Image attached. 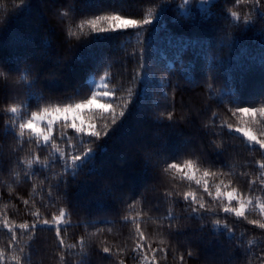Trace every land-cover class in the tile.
Here are the masks:
<instances>
[{
	"label": "snow or ice",
	"instance_id": "6c2138e0",
	"mask_svg": "<svg viewBox=\"0 0 264 264\" xmlns=\"http://www.w3.org/2000/svg\"><path fill=\"white\" fill-rule=\"evenodd\" d=\"M141 2L154 7L146 14H136L126 10L124 0H40L39 6H47L51 22L62 37L60 48L67 53L56 57L55 70H49L47 77V66L38 57V34L32 27L19 39L26 49L23 56L0 54V102L4 105L0 114L7 117L0 137L13 144L7 155L0 150V172L5 165L10 172L19 169L17 178L22 172L24 182L33 184L42 207L62 204L50 218L36 207L34 198L21 197L30 219H12L0 212V227L7 230L6 244L0 247V264H33V255L39 251L38 233L43 230H54L60 264H70L68 257H76V264H93L94 256L98 264H160L161 259L167 261L170 252L173 258L178 254L179 264L192 260L202 264H264V196L254 195L257 190L264 193V0H244L247 11L235 10L241 0L201 3V8L208 9L205 19L214 20L221 34L205 40L169 32L161 24L170 9L169 0ZM189 3L181 0L174 17L184 27L201 22L196 17L186 19L190 12L181 9ZM35 10V0H12L10 11L0 15V34L13 16L27 18ZM161 31L170 43L179 41L181 64L185 50L191 48L193 53L189 69L178 79H174L172 62L157 45ZM248 32L259 34V66L230 65L216 49L231 50L236 38ZM132 34L136 35V45L129 50L121 38ZM73 37L79 43L74 45ZM45 43L51 48V35ZM80 43L100 49L98 55L91 54V67L84 69L91 78L83 84L77 82V72L86 58L73 51ZM104 49H110L111 56ZM117 62L119 68L113 71ZM225 72L229 78L222 80ZM97 73H102L99 80ZM254 73L259 74L258 83L245 96L248 78ZM183 79L187 84L181 83ZM218 82L220 88L216 87ZM189 85L206 88L209 99L215 102L211 123L201 119L212 110L211 103L193 108L183 100V91ZM60 89L63 92L55 95ZM221 107L229 114L227 119ZM24 109L28 110L26 117ZM97 113L103 120L101 125L96 122ZM81 116L86 119H79ZM237 136L240 146L253 154L241 167L258 165L259 189L256 171L238 175L231 171L235 165L228 160L238 155L232 151ZM114 137L143 173H155L157 183L162 174L171 178V186L165 184L157 198L166 205L165 214L154 221L158 243L142 227L145 208L148 212L160 210L144 199L147 185L141 184L144 191H138L137 177L127 169L115 175L108 173L106 142ZM170 148L188 158L177 162ZM225 157L228 159H222ZM225 167L229 171H224ZM93 174L99 179L88 187L87 180L80 177ZM246 175L253 177L247 190L239 186L240 177ZM151 190L156 191L155 184ZM93 202L114 209L116 216L125 206L135 210L143 202L144 207L134 215L129 213L120 219L121 224L132 225L128 237L134 242L131 247L127 243L110 246L107 239L97 243L93 237L104 233L101 228L87 237L80 235L76 242L66 239L67 230L81 223L85 231L90 225L116 224V219L97 218L76 224L66 219L70 217L69 206L79 212ZM247 225L255 227L249 229ZM257 229L255 245L249 246L251 242L246 244L245 236Z\"/></svg>",
	"mask_w": 264,
	"mask_h": 264
},
{
	"label": "trees",
	"instance_id": "16d2710c",
	"mask_svg": "<svg viewBox=\"0 0 264 264\" xmlns=\"http://www.w3.org/2000/svg\"><path fill=\"white\" fill-rule=\"evenodd\" d=\"M126 5V10L132 13L139 14L141 12L147 13L150 8H153L154 5L142 3L141 0H124ZM208 0H190V3L181 10H187L190 12V16L186 19H191L193 17L198 18L201 22L191 26L184 27L182 25L177 24V21L174 19L177 13V7L181 4V0H169L170 9L167 15V18L161 20L162 25H166L169 32L175 31L176 33H183L185 37L199 38L201 40H205L211 37H216L221 35L217 33L215 21L205 19L208 15L207 7L201 8L200 4L204 3L207 5ZM12 0H0V15H4L8 13L11 9ZM36 10L32 13L30 17H15L11 18L10 24H8L6 30L3 34H0V54L8 55L10 57L23 56L26 52V49L22 47L19 43V39L21 35L28 30L29 27H32L34 31L38 34L36 37V43L39 45L40 51L38 53V57L45 63L47 69L44 73V76L47 77L49 75V70L54 71V61L57 56L66 55L63 49L60 48L58 41L62 39V37L58 33V29L54 27V24L51 22L50 13L47 11V6L41 8L40 0H35ZM156 4H159V0H156ZM237 11H247V7L244 3V0H241L240 5L235 9ZM5 19H8V16L5 15ZM51 35L52 37V46L48 48L45 40ZM82 40H87V37H82ZM73 44H77L79 42L76 41L75 37L72 38ZM122 41L127 44L128 49L136 45V35L132 34L129 37H122ZM236 45L230 50L227 47L223 49H216L217 53L224 57L229 61V64L232 66H243L248 63H253L259 66V61L261 57V45L259 40V34L255 32H248L239 35L237 38ZM159 50L167 57V61L172 62V71L176 73V77L174 79H178L184 74L186 69H189V65L192 62L193 53L190 49H187L183 53L184 63H180V58H178V52L180 51L178 44L179 41L173 40L171 43L169 42L168 36L161 31L156 39ZM73 51L78 52L80 55L86 58V62L83 65H80V69L77 72V82L83 84L86 79H90L91 77L86 74L84 70L87 67H91L92 56L91 54H99L100 49L96 47H89L86 44L80 43V47L73 48ZM104 52L111 56L110 49H104ZM118 55H122L119 53ZM119 68V62L116 64V68L113 69L115 71ZM231 71V69H229ZM102 73L96 74V79L99 80V76ZM19 75V73L17 74ZM229 78V73L225 72L222 80H227ZM259 74L254 73L249 76L246 87H245V96H248L255 86L258 83ZM182 84H187V80H181ZM217 88L221 87V83L218 82L216 85ZM235 89V84L233 85ZM88 88L85 86L84 92H87ZM63 92L62 89L56 90L55 95H60ZM183 100L187 103L191 104L193 108L197 106H205L211 103L212 110L206 111L205 114L201 117L204 123H211L212 111L215 110L216 104L214 101L209 99V94L206 88H195L192 86H188L183 91ZM179 102L180 96L177 97L178 110H179ZM3 102H0V108H3ZM34 110V108L32 109ZM108 110H105L107 112ZM28 114V110L24 109L25 117ZM222 116L227 119L229 114L221 107ZM97 123L101 125L103 120L100 119V114L97 113ZM7 117L0 114V128L3 126V121L6 120ZM86 119L83 116V120ZM235 119V118H233ZM207 139V137H204ZM235 147L232 149L234 153H238L235 156L234 160H228V162L233 163L235 165L234 168L231 169L237 175L240 173H250L256 171L258 169V165H253V168L241 167V165L246 164L253 157L252 153H249L246 149L240 146V138L239 136L234 138ZM13 147L11 140H5L3 137H0V150H3L5 155L8 154L9 148ZM63 147V144H61ZM107 153H105V158L108 162V173L110 174H118L125 169L129 170L132 175L136 176L137 179L135 181V185L138 191H144L143 188L140 187L141 184H146L148 191L145 196L146 201H151L154 205L159 207V211L148 212L147 208H145V223L142 225L147 232L152 236L154 240L158 243V238L156 237V228H155V218L158 216H163L165 214V207L159 203L158 196L163 189L165 184L170 185V177L168 175H161L160 182L157 183V176L155 173L149 171L148 173H143L141 167L138 162L129 160L127 155L125 154L122 143L118 140V138H112L107 140L106 142ZM27 146H25V149ZM23 155V153H20ZM170 154L173 159H176L177 162H183L184 159L188 158L183 152L177 151L175 148H170ZM213 159L215 157L213 156ZM227 160L228 158H222ZM256 159H259V155L256 154ZM171 160H169V163ZM59 167V166H57ZM19 169H14V171L10 172L8 170L7 165H5L4 171L0 172V193H2V197H0V212H3L5 215L12 219H30L29 215H26L27 209L22 203L21 197L24 198H34L37 201L36 207L41 209V212L49 215L52 212H58L59 207L62 206L61 203H57L55 207L49 206L44 208L39 203L40 201V193L34 190L32 183H25L23 178V173L20 172L19 178H17L15 172H19ZM224 171H229L227 167H225ZM257 176V184L256 188L259 189V181L258 176L259 173L256 171ZM80 179L87 180L88 187H92L94 183L99 179V177L95 174L85 177L81 175ZM253 179L252 175H246L240 177L239 186L247 190V184L249 181ZM156 185V191L153 192L151 190L152 185ZM183 188V185H181ZM9 189H13L14 193L9 192ZM255 196L261 197L264 196V193L257 190L254 193ZM45 203H47V198H45ZM259 201L257 202V215L259 214L258 208ZM141 207H144L143 202L136 205L135 210L127 209V206L120 212L119 216H116L114 209L99 207L95 202H93L86 210L77 211L74 207L69 206L68 211L70 213V217H66V219H70V222L76 224L77 222H82L85 220H95L97 218H105L108 220L116 219V224H96L95 226L90 225L85 231L83 223L80 224L79 227H73L67 230L66 239L71 242H76L80 235H85L86 237L95 232V228L104 229L103 234H96L93 239L99 243L102 240L107 239V242L110 246H116L118 244L127 243L129 247L133 245V241H131L129 237V233L132 230V225H123L120 223V219L126 215L131 213L135 214L136 211H139ZM179 212V209H176ZM153 217L152 220H149L148 217ZM249 229H253L255 226L247 225ZM111 228L112 232H107V229ZM243 229H241L242 231ZM259 236V230L249 231L245 236V243H249V246L255 245L256 237ZM180 239H184L181 237ZM7 241V230L0 227V247H3ZM174 243V241H173ZM39 251L35 252L33 255V264H60L58 253L56 252V241H55V233L53 231L43 230L38 233V244ZM156 246V244H154ZM183 250V249H182ZM70 264H76V257H68ZM8 264H11V261H8ZM93 264H98V258L93 257ZM131 264V262H129ZM160 264H179L178 254L173 258V253H169L167 261L161 259ZM190 264H202V261L192 260Z\"/></svg>",
	"mask_w": 264,
	"mask_h": 264
},
{
	"label": "rangeland",
	"instance_id": "374dc122",
	"mask_svg": "<svg viewBox=\"0 0 264 264\" xmlns=\"http://www.w3.org/2000/svg\"><path fill=\"white\" fill-rule=\"evenodd\" d=\"M95 107H97V108H99L100 107V105H95ZM84 110L82 109V112H83ZM79 119H81V120H83V116H81V117H79Z\"/></svg>",
	"mask_w": 264,
	"mask_h": 264
}]
</instances>
